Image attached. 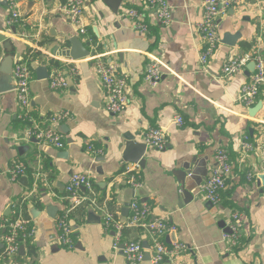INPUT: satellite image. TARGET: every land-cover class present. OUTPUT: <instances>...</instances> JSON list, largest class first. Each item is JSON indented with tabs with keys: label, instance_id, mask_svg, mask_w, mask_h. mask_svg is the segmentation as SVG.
<instances>
[{
	"label": "crops",
	"instance_id": "0c3cea01",
	"mask_svg": "<svg viewBox=\"0 0 264 264\" xmlns=\"http://www.w3.org/2000/svg\"><path fill=\"white\" fill-rule=\"evenodd\" d=\"M7 1L0 0V65L10 56L13 64L23 60L30 66L31 122L20 118L14 90L0 93V234L4 233L1 225L16 219L17 213L35 229L34 236L23 242L24 255L17 253L8 264H127L120 251L113 250V233L105 230L101 219L113 199L112 212L126 222L134 198L150 207L149 220L163 218L176 228L163 238L165 244L176 241L189 249L161 264H264V183L260 179L264 175V93L251 107L261 103V109L250 117L251 108L237 101L250 76L246 70L230 78L222 74L223 65L232 58L254 53L264 58V0H241L219 18L220 43L206 68L199 63L202 40L197 31L202 0H165L171 7V23L160 27L146 12L143 21L149 33L145 35L134 30L125 14L144 13L145 0H123L117 12L104 0H84L83 22L94 52L128 76L130 101L116 115L105 110L103 88L92 63L85 61L94 52L58 11L66 0H16L28 43L10 36L20 30L6 27ZM226 34L237 36L234 46L223 44ZM75 38L88 55L59 56L71 49ZM6 42L9 50L4 48ZM152 58L161 62L163 72L154 87L144 82ZM65 60L78 62V76L72 75ZM55 63L68 84L62 92L51 90L49 78L39 80L35 72L46 67L50 76ZM60 113L69 116L53 126L64 138L62 149L24 139L32 122L45 128ZM176 116L183 118L182 127L174 125ZM150 128L165 131L166 145L162 150L146 148L145 163L139 167L141 187L133 190L124 167L135 164L130 160ZM86 142L100 148L102 155H89ZM246 142L252 151L244 149ZM219 147L227 151L232 173L221 203L215 206L198 194V188L210 175ZM16 161L25 165L26 174L12 182L7 169ZM72 174L88 177L96 203L104 200L97 210L87 208L84 216L75 209L68 214L73 231L69 249L54 239L55 221L68 206L64 190ZM247 174L253 176L251 181ZM233 213L241 216L243 236L236 247L223 240ZM125 230V241L140 242L149 256L143 264H151L150 233L139 227ZM27 246L34 249L31 257Z\"/></svg>",
	"mask_w": 264,
	"mask_h": 264
},
{
	"label": "built area",
	"instance_id": "2783aa9c",
	"mask_svg": "<svg viewBox=\"0 0 264 264\" xmlns=\"http://www.w3.org/2000/svg\"><path fill=\"white\" fill-rule=\"evenodd\" d=\"M241 0H202V20L197 25V31L202 40V47L199 52V63L206 68L210 58L220 43L218 34V21L223 17L228 10L240 5ZM9 17L6 20L8 29L19 28V33H13L10 36L28 43V39L24 30V22L19 12L18 3L16 0H8ZM58 11L73 25L83 42L87 44L90 52H94L95 46L92 40L87 35L86 26L84 25V0H66L59 7ZM143 12L129 10L125 14L133 21V27L140 34L149 33V26L143 21L145 13L151 14L160 27H167L171 23V7L165 0H145ZM89 52V53H90ZM152 61L147 64L144 73V82L150 87L156 86L162 76L161 62L152 58ZM85 61L92 63L94 74L98 77L101 87L104 92V108L105 110L116 115L121 113L128 105L130 99L127 91L128 76L119 70V66L106 63L100 55L95 52L89 54ZM70 68L72 75L78 76L76 68L77 61L65 60ZM254 64V70L249 77V81L245 83L239 92L237 101L244 106L251 108L257 97L264 93V58L260 53L245 54L241 57H235L228 60L222 67L224 77L230 78L236 74L246 70L249 63ZM64 65V64H62ZM31 68L27 61H18L13 64L12 79L14 83V92L16 101L21 108L20 118L22 120L31 119L28 115L30 104L29 85L31 81ZM67 80L63 70L55 66L49 76V87L53 91L62 92L67 88ZM69 116L66 113H60L51 118V125L45 128L40 127L36 123H31V126L25 131L24 139H35L38 142H44L56 149L64 147V138L53 126L65 121ZM184 124L181 116L174 118V125L182 127ZM143 143L146 148L162 150L165 148V131L161 128H150L143 138ZM244 149L253 150V146L249 143L244 144ZM85 151L92 157L102 155V150L95 147L93 144L86 142ZM232 173V163L229 155L224 148H217L214 153V167L205 180L198 188V194L202 196L209 204L219 205L222 201L223 193L227 188V180ZM7 174L12 182H17L18 179L25 176L26 167L21 162H13L7 169ZM123 174L127 176V184L136 190L141 187L139 164L126 165ZM251 174L246 175L247 181H251ZM82 190L88 191L91 196L82 193ZM65 198L68 201V206L63 212V215L56 219V238L54 241L57 245L71 249L73 247L72 234L73 231L68 222V214L76 207L83 204L85 201H90L92 209H99L92 188L91 180L80 174H72L65 187ZM129 218L126 222L119 220L113 212L104 210L102 215V225L107 231L113 233V250L120 251V245H123L122 256L127 264H143L145 262V250L140 242L123 241L124 231L126 228H142L147 230L152 237L151 247V264H161L164 261H170L173 257L188 251V247L179 242H173L170 245L165 244L163 238L174 234L176 228L168 223L163 218L149 220L150 207L146 203H140L136 198L128 206ZM241 216L237 213L231 214L230 223L227 226L228 232L223 235V240L230 247H236L242 239L241 234ZM4 233L0 234V244L3 246V253L0 255V264H8L13 261L17 255L19 248L23 246V242L34 236L35 229L31 222L17 213L14 220L6 221L1 225Z\"/></svg>",
	"mask_w": 264,
	"mask_h": 264
},
{
	"label": "water",
	"instance_id": "95a60500",
	"mask_svg": "<svg viewBox=\"0 0 264 264\" xmlns=\"http://www.w3.org/2000/svg\"><path fill=\"white\" fill-rule=\"evenodd\" d=\"M104 1L107 2L108 4L111 3L110 5H112L111 6L112 12H117V9H118L120 3L123 0H104ZM109 1H113V2H109ZM236 40H237V36H232L230 34H226L224 36L223 44H226L228 46H234V42H236ZM70 42L72 45L71 49L68 52H61L59 54V56H62L65 58H71V59H80V58L88 55V50L81 43L80 40L75 38V39L71 40ZM8 47H9V43L6 42L4 44V48L9 50ZM57 50L58 49L54 50V52H56ZM12 68H13L12 58L10 56H7L4 59L3 63L0 65V93H4V92L14 90V83H13V79H12ZM253 70H254V64L251 62L247 65L246 72L250 76L251 73L253 72ZM35 72L37 75V79H39V80H46L49 78L48 70L46 67H38V68H36ZM260 109H261V103H257L253 108H251L249 110V116L254 117L259 112ZM131 141L133 142L134 140L131 139ZM31 142L36 143L37 140L32 139ZM138 148H139L138 153L134 156L133 160H130V162L138 163L139 167H143V165L145 163L144 155L146 152V147L144 144H142V145H138ZM260 179L262 180V183H264V175L260 176ZM126 211L129 212V209L127 208ZM119 248H120V253L122 254L123 245H120ZM18 253L20 256L24 255L23 246H21L19 248ZM145 256H146V258H149L148 254H146Z\"/></svg>",
	"mask_w": 264,
	"mask_h": 264
},
{
	"label": "trees",
	"instance_id": "16d2710c",
	"mask_svg": "<svg viewBox=\"0 0 264 264\" xmlns=\"http://www.w3.org/2000/svg\"><path fill=\"white\" fill-rule=\"evenodd\" d=\"M248 47H251V46L243 44V48H248ZM51 64H53V63H51ZM57 64L58 63H55L54 66H57ZM92 188L94 189V185L93 184H92ZM84 194L88 195V196H91V194L88 193V191H85ZM103 200H104V198H101L99 200L97 199V204L98 203L102 204ZM113 202H114V200L111 199V201L107 202V204H106L107 209H108L109 212L113 211ZM89 207H90V201H85L83 204H81L80 206L76 207L75 210H77L80 213V216H84L87 208H89ZM26 209H27V206L23 205V212L24 213H25ZM125 232H126V230L124 231V239H123V241H125V234H126ZM2 253H3V250H0V255H2ZM33 254H34L33 247L32 246H27V255L29 257H31ZM1 264H3V262Z\"/></svg>",
	"mask_w": 264,
	"mask_h": 264
}]
</instances>
